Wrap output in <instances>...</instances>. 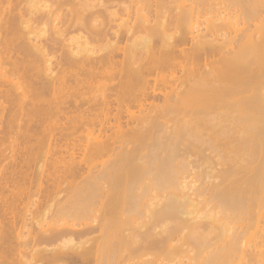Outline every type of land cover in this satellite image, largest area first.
<instances>
[{
  "label": "bare ground",
  "instance_id": "1",
  "mask_svg": "<svg viewBox=\"0 0 264 264\" xmlns=\"http://www.w3.org/2000/svg\"><path fill=\"white\" fill-rule=\"evenodd\" d=\"M0 232V264H264V0H0Z\"/></svg>",
  "mask_w": 264,
  "mask_h": 264
},
{
  "label": "rangeland",
  "instance_id": "2",
  "mask_svg": "<svg viewBox=\"0 0 264 264\" xmlns=\"http://www.w3.org/2000/svg\"><path fill=\"white\" fill-rule=\"evenodd\" d=\"M17 1V0H16ZM112 10L113 9H115V8H111ZM110 9V10H111ZM64 13L66 12V10L65 11H63ZM121 13H123L122 12V10L121 11H119L118 10V12L116 13V14H110L109 13V15H108V17L109 18H111L110 20H112V21H110L109 19H108V17H107V19L111 22H108V20H107V22L106 23H109V24H111V25H113L112 23H114V27H113V29H117V27H118V25L117 26H115L116 24H119V22L118 21H120V23H121V21L123 20V18H126L127 17V15H126V17H125V15L123 14V16H122V14ZM111 15H112V17H111ZM113 15H115L114 16V18H113ZM106 16L107 15H105V19H106ZM116 16H117V18H116ZM121 17V18H120ZM123 17V18H122ZM118 19V21L116 22V20H114L115 22H113V19ZM206 18V17H205ZM204 18V19H205ZM207 18H208V16H207ZM120 19V20H119ZM122 19V20H121ZM130 20V19H129ZM128 20V21H129ZM32 25H34V23L35 22H33L32 21ZM37 23V22H36ZM35 23V25H36V28L34 27V29H40V26L42 25V24H36ZM47 24V23H46ZM46 24H43V26H41V27H49L50 25H49V23L46 25ZM34 25V26H35ZM40 25V26H39ZM44 25H46V26H44ZM110 25V26H111ZM39 28H38V27ZM51 27V26H50ZM49 27V28H50ZM116 27V28H115ZM46 28V29H47ZM64 28V27H63ZM50 30V29H49ZM49 32V31H48ZM70 33H71V35L73 34L71 31H70ZM70 34H69V32H65V37L67 38V37H70L71 36ZM82 153H84V152H82ZM82 153L80 154V155H82ZM37 155V154H36ZM83 156V155H82ZM100 159L102 160L103 159V157H101V158H93V159H91L89 156H87V161H88V163L90 164V165H95V164H99L100 163ZM37 160L38 159H35L34 161V163L32 164V169H35L36 168V163H38L37 162ZM17 181H19L18 179H17ZM21 183V182H20ZM20 183L18 184V185H16L17 186V188L18 189H16V186L14 187V189L16 190H14V199H15V201H14V215L12 216L11 215V217H13V222H14V226L12 225V227L11 226H9V227H7L6 225H4V226H6V228L7 229H5V231L6 230H10V231H12V232H14V240L17 238V242L19 243V237H15L16 235H17V233H19V236L21 237V242L23 241H25V240H23V239H25L26 237H28L26 240H28L29 239V231H31V230H36L37 229V227H39V224H40V222H42L43 220H44V218L46 217V213H45V210L43 209V207H42V203H40V194L38 195V193L37 194H34L32 197H31V194H29L28 192H26L27 190H21L22 188H21V186H19L20 185ZM21 188H19V187ZM19 189H20V191H19ZM16 192V193H15ZM21 193V192H23L22 194H25V195H22V194H19V193ZM24 192H26V193H24ZM27 195V196H26ZM29 195V196H28ZM34 196H35V198H34ZM27 197V198H26ZM28 197H31V198H34V200L32 199H28ZM37 199V200H36ZM13 228H15V229H13ZM11 229H13V230H11ZM17 229V230H16ZM15 230H16V233H15ZM29 230V231H28ZM3 231H4V229H3ZM21 231V232H20ZM2 232V231H1ZM1 232H0V234H1ZM22 233V234H21ZM21 234V235H20ZM27 235V236H26ZM23 236V237H22ZM26 236V237H25ZM25 237V238H24ZM19 239V240H18ZM0 240H2V238H0ZM0 242H2V241H0ZM20 242V243H21ZM16 243L14 242V245H15ZM27 247V246H26ZM23 248V250H25L26 251V248H24V247H21V249ZM29 250H30V248H28ZM27 249V250H28ZM28 250V251H29ZM17 257V256H16ZM15 259V258H14ZM19 260V259H18Z\"/></svg>",
  "mask_w": 264,
  "mask_h": 264
}]
</instances>
